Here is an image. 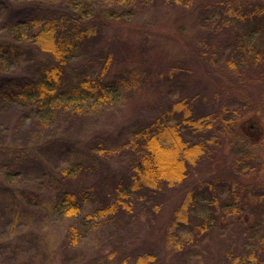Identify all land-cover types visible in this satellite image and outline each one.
I'll return each instance as SVG.
<instances>
[{
    "label": "trees",
    "instance_id": "16d2710c",
    "mask_svg": "<svg viewBox=\"0 0 264 264\" xmlns=\"http://www.w3.org/2000/svg\"><path fill=\"white\" fill-rule=\"evenodd\" d=\"M34 1L59 3L60 0H7L8 3ZM65 4L67 9L63 11L66 12L56 17L18 21L13 25L36 51L49 55L53 63L32 78L1 77L0 101L5 100L3 95L8 102L14 98L23 100L38 111L65 108L66 112L89 119L104 118L119 111L125 98L141 88L144 74L139 69H129L111 77L114 55L99 48L100 32L106 24L122 23L120 21L129 11L140 15V11L144 13L155 8L158 13L160 6L177 9V12L163 23H157L153 31L164 38L166 35L179 49L178 53L185 55L179 60L170 52L172 65L162 78H168L175 86L182 84L186 73L191 72L187 67L188 71L184 70L189 65L185 61L188 56L197 61L202 73L196 74L197 92L183 91L179 96L172 92L167 106L154 116H138L115 133L97 132L86 141L101 154L123 144L132 162L129 169L110 171L99 181L93 177L99 170L95 163L64 167L55 190L64 214L76 217L86 202L96 199L101 206L99 216L104 220L110 221L120 215L127 217L129 214L124 211L130 213L134 205L141 207L145 198L156 197L182 184L192 169L202 166L208 159L207 172L216 178L219 174H228V178L222 182L207 180L187 190L166 227V246L178 250L181 242L187 245L193 242L191 232L183 234L195 219L202 222L199 235L203 240L208 234L207 228L212 226L211 219L217 216L216 210L222 207L221 200L229 197L233 200L223 211L229 216L237 239L226 251V261L229 264H264V163L249 165L244 160H235L231 166L227 161L222 162L223 158L212 155L214 149L222 148L223 144L231 146L235 142H245L244 145H248L251 140L244 138L251 136L245 134L248 120L253 128L257 123L255 114L264 110V107L257 109L259 104L264 106V0H200L197 5L196 0H65ZM189 11L198 29L193 35L184 34ZM206 31L232 33L237 37L225 61L232 72L228 80L206 74L213 69L207 58L211 55L206 41H198L196 37L199 32ZM9 47L8 42L0 40V66L6 70L13 65L7 56ZM173 50L175 47L170 49ZM93 57L104 59L99 71L94 64L86 62ZM259 87L263 91L254 97L251 92ZM225 88L241 95L238 108L232 110L222 106L214 113H207L204 108L219 104ZM40 124L45 126L48 122L41 120ZM261 126L262 121L255 127ZM246 177L253 180L246 184L259 192L257 200L251 197L253 190L244 193L243 178ZM202 207L214 208L216 212L204 214ZM92 217L95 215L87 219ZM151 219L147 217V221ZM243 236L244 241L240 242ZM60 242L61 249L66 252L68 247L82 249L84 245L81 231L75 226L68 228ZM125 255L118 256L114 249L105 250L87 258L83 264H165L148 251L132 256L128 250ZM191 258V253H187L184 264H191Z\"/></svg>",
    "mask_w": 264,
    "mask_h": 264
},
{
    "label": "rangeland",
    "instance_id": "374dc122",
    "mask_svg": "<svg viewBox=\"0 0 264 264\" xmlns=\"http://www.w3.org/2000/svg\"><path fill=\"white\" fill-rule=\"evenodd\" d=\"M199 1L196 0V5ZM65 5V0H60L59 3H8L7 0H0V40L8 42L10 47L12 45V48H8L7 56L13 62L12 67L7 70L0 66V78H32L53 63L49 55L36 51L23 33L17 32L13 25L18 21L56 17L61 12H66L63 11L67 9ZM176 12L177 9L165 6H160L158 13L155 8H149L144 13L140 11V15L129 11L125 14V19L120 21L122 23L106 24L100 32L97 41L99 48L114 55L111 77L117 72L125 73L129 69H139L144 74L141 88L127 96L117 112L100 119H89L66 112L65 108L38 111L23 100L14 98V101L8 102L1 95L5 100L0 101V264H83L87 258L111 249L118 256L125 257L128 250L132 256L148 251L165 264H184L187 253H191V264H229L225 254L237 239L230 218L223 211V207L231 204L233 200L229 197L223 202L221 200L222 207L217 212L214 208L202 207L204 214H217L211 219L209 224L212 223V226L207 228L208 234L203 240L199 235L202 222L195 219L183 234L188 235L191 232L193 242L188 245L181 242L178 250L166 246V227L174 218V212L187 190L207 180L218 179L217 182H222V179L228 178V174H219L216 178L207 172L208 159L204 160L202 166L192 169L188 179L182 184L168 188L156 197L145 198L141 207L134 205L132 212H123L129 216L120 215L110 221L99 216L98 210L101 206L96 199L86 202L82 206V212L76 217L66 216L61 208L58 192H55L61 170L75 163L97 164L99 170L93 173V177L98 181L110 171L123 172L129 169L132 158L123 144H119L109 153L101 154L97 148L86 142L97 132L112 134L123 129L138 116H154L162 107L167 106L172 92L179 96L183 91H198L196 74L202 73V69L192 56L185 60L188 66L184 67L182 63L184 70L188 68L191 71L185 72L182 84L175 86L168 78H162L172 65L170 52L179 60L185 55L178 53L179 49L170 43L166 35L164 38L153 29L157 23H163ZM184 13L186 14L185 11ZM192 16L189 11L184 34L193 35L198 31ZM196 37L198 41H206L211 55L207 58L213 69L211 72L206 71V74L228 80L232 72L225 61L232 50L229 47L237 37L232 33L215 31L199 32ZM173 47L176 50L170 51ZM103 61V58L93 57L86 62L94 64L99 71ZM156 66L160 70H155ZM262 91L263 88L259 87L251 93L258 97ZM221 97L219 104L209 105L204 110L214 113L222 106H229L232 110L238 108L241 100L239 93L225 88ZM263 107L259 104L257 109ZM263 113L264 110H260L255 114L257 123H254L253 128L250 126L251 120H248L245 134L251 136L244 137L251 140L248 145L245 146V142H235L231 146L223 144L222 148H215L212 155L218 159L223 158L222 162L227 161L231 166L235 160H244L249 165L263 164ZM41 120L48 124L43 126L40 124ZM261 121V128H256L255 126L261 125ZM243 180L244 184L253 183L248 177ZM247 185L249 184L245 185L244 193L253 190L251 197L257 200L256 193L259 192L251 185L246 187ZM89 215L95 217L89 220ZM148 216L152 218L149 221ZM70 226L81 231L84 245L82 249L67 245L69 251L66 252L61 249L60 241ZM242 239L240 242L244 241V236ZM110 244L115 245V248Z\"/></svg>",
    "mask_w": 264,
    "mask_h": 264
}]
</instances>
